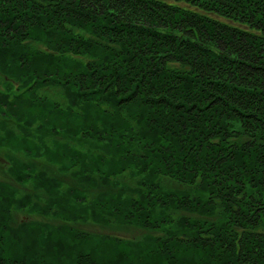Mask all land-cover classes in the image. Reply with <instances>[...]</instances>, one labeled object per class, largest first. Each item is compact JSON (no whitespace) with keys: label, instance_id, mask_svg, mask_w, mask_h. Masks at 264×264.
I'll return each instance as SVG.
<instances>
[{"label":"trees","instance_id":"trees-1","mask_svg":"<svg viewBox=\"0 0 264 264\" xmlns=\"http://www.w3.org/2000/svg\"><path fill=\"white\" fill-rule=\"evenodd\" d=\"M0 153V264H264V0H0Z\"/></svg>","mask_w":264,"mask_h":264},{"label":"rangeland","instance_id":"rangeland-1","mask_svg":"<svg viewBox=\"0 0 264 264\" xmlns=\"http://www.w3.org/2000/svg\"><path fill=\"white\" fill-rule=\"evenodd\" d=\"M4 158L5 157H3L2 153H0V171L2 172L4 170L6 173L7 170L5 168H7L9 166V164L7 163V161ZM40 164L43 165L44 163L41 162ZM3 177L6 178L4 176V174L2 173V175H0V179H2ZM77 228H80L81 230L88 232V233L90 232V233H101V234L115 235V236H119V237H122V238L127 239V240H129V239L130 240H139L141 235H142V234H140V231H138V229H135V228H131V229H128L125 231L124 230L114 231V230H110L113 228L99 226L96 224H92L90 222L87 224H79L77 226Z\"/></svg>","mask_w":264,"mask_h":264}]
</instances>
